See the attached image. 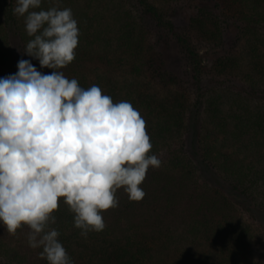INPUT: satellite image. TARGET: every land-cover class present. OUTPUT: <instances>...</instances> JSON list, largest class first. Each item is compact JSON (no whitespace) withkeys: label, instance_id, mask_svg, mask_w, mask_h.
I'll return each mask as SVG.
<instances>
[{"label":"trees","instance_id":"trees-1","mask_svg":"<svg viewBox=\"0 0 264 264\" xmlns=\"http://www.w3.org/2000/svg\"><path fill=\"white\" fill-rule=\"evenodd\" d=\"M83 1L30 9L71 8L78 23L76 57L57 71L130 102L162 163L149 167L142 200L119 189L118 206L102 212L104 230L86 237L61 198L49 227L73 264H264V0H187L190 26L173 8L179 0ZM15 5L0 0V78L22 59L51 74L25 53L32 37ZM173 41L177 71L165 59ZM29 231L10 235L0 221V264H48Z\"/></svg>","mask_w":264,"mask_h":264},{"label":"clouds","instance_id":"clouds-1","mask_svg":"<svg viewBox=\"0 0 264 264\" xmlns=\"http://www.w3.org/2000/svg\"><path fill=\"white\" fill-rule=\"evenodd\" d=\"M42 0H16L14 15L24 17L32 39L18 72L0 78V221L15 236L27 226L31 248H42L48 264H73L59 241L53 215L59 202L74 213L82 236L105 228L102 212L118 206L123 188L131 201L149 167H160L146 122L128 101L114 102L97 85L82 88L57 71L76 57L79 29L71 8L39 9Z\"/></svg>","mask_w":264,"mask_h":264},{"label":"rangeland","instance_id":"rangeland-1","mask_svg":"<svg viewBox=\"0 0 264 264\" xmlns=\"http://www.w3.org/2000/svg\"><path fill=\"white\" fill-rule=\"evenodd\" d=\"M96 1H100L99 3H107L105 2L104 0H96ZM82 2H84L83 0H79V3L78 5H82ZM190 3L191 2H188L187 0H179L177 1L176 3H172L173 5V8H175L177 11H178V14H179V17L187 24V25H192V21L190 20L191 16L194 15L195 13V8L194 6H190ZM189 6L191 8H189ZM222 7H224V3H222ZM226 12V11H225ZM225 14V13H224ZM226 15V14H225ZM225 17V16H224ZM188 22V23H187ZM191 22V23H190ZM189 25V26H190ZM236 39V38H235ZM243 43V41H241ZM198 46H200L201 48V51L203 53H207L208 52H213V49H214V46L211 45L209 43L208 40H204V41H199L198 42ZM239 48V47H238ZM210 54H208L207 56V60H208V63L212 64V61L214 60V58L216 57V55H212V57L209 56ZM182 58V52H180V47L178 46V44L176 42H172L169 46H168V49H167V53H166V56H165V59L168 63H171L173 65H169L170 67H174L175 70H179L181 69L182 65L183 64H180L178 62V60L180 61ZM212 177V175L210 176ZM211 180L213 182H215V179L212 177ZM264 249V247H263Z\"/></svg>","mask_w":264,"mask_h":264}]
</instances>
